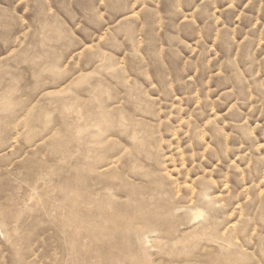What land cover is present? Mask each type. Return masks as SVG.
<instances>
[{
    "label": "rangeland",
    "instance_id": "1",
    "mask_svg": "<svg viewBox=\"0 0 264 264\" xmlns=\"http://www.w3.org/2000/svg\"><path fill=\"white\" fill-rule=\"evenodd\" d=\"M0 264H264V0H0Z\"/></svg>",
    "mask_w": 264,
    "mask_h": 264
}]
</instances>
